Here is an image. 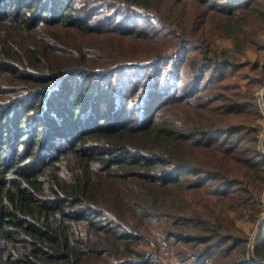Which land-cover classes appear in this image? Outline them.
<instances>
[{
  "label": "trees",
  "instance_id": "trees-1",
  "mask_svg": "<svg viewBox=\"0 0 264 264\" xmlns=\"http://www.w3.org/2000/svg\"><path fill=\"white\" fill-rule=\"evenodd\" d=\"M263 31L264 0H0V264H264L257 106L225 80Z\"/></svg>",
  "mask_w": 264,
  "mask_h": 264
},
{
  "label": "rangeland",
  "instance_id": "rangeland-1",
  "mask_svg": "<svg viewBox=\"0 0 264 264\" xmlns=\"http://www.w3.org/2000/svg\"><path fill=\"white\" fill-rule=\"evenodd\" d=\"M222 2H224V0H222ZM135 23H138L140 27L144 28H153L155 27V25H157L155 19L143 16L139 17L138 20L135 21ZM214 43L216 44V48L220 50L231 48L234 44V41L229 36L218 35L215 37ZM257 43L258 45H254L253 47L248 48L244 53L238 54L236 60L240 64L237 67L234 66L227 68L229 74L226 75L225 80L227 82L229 78L231 82L239 83L237 87L244 93H241L242 96H240L242 101L248 102L251 99L254 100L257 106V108H255L254 110V114L244 111L240 116L242 118H246L248 122L252 120L253 124L259 127V149L263 153L262 156H264V31L257 36ZM134 71L135 70L132 68H126L123 73L127 76L130 73L134 75ZM72 80L73 78H70L68 79V82L71 83ZM163 87L167 88L164 82H162L161 84V88ZM247 109H253L252 105L249 104V102L247 105ZM107 116H110L109 111L107 112ZM81 123H85V121L82 120ZM261 207L263 213L262 218H264V203ZM239 224L247 231L249 235H251V245H253L257 241L256 236L258 234L257 232L260 229V225H256V223L253 224L252 221L247 218L240 220ZM163 259L165 261H168L165 256H163Z\"/></svg>",
  "mask_w": 264,
  "mask_h": 264
}]
</instances>
